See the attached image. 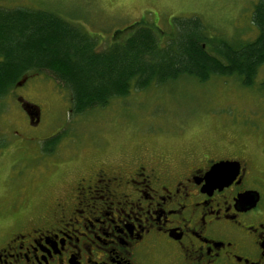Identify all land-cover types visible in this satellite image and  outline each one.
Instances as JSON below:
<instances>
[{
  "label": "rangeland",
  "instance_id": "obj_1",
  "mask_svg": "<svg viewBox=\"0 0 264 264\" xmlns=\"http://www.w3.org/2000/svg\"><path fill=\"white\" fill-rule=\"evenodd\" d=\"M257 2L0 0V10L53 13L95 38L100 48L124 40L139 25L151 26L165 40L173 33L174 20L193 18L200 20L208 38L242 44L258 34L251 21ZM19 97L39 108L36 127L18 105ZM202 145L219 154L244 147L264 179V65L250 87L230 76L207 82L181 77L131 90L80 116L71 114L68 92L49 73H30L0 99V237L62 190L74 175L66 174L68 168L79 170L99 158L120 161L140 152L178 159Z\"/></svg>",
  "mask_w": 264,
  "mask_h": 264
},
{
  "label": "flooded vegetation",
  "instance_id": "obj_2",
  "mask_svg": "<svg viewBox=\"0 0 264 264\" xmlns=\"http://www.w3.org/2000/svg\"><path fill=\"white\" fill-rule=\"evenodd\" d=\"M16 100L36 127L39 108ZM119 160L68 168L62 190L0 237V264H264V179L244 147ZM222 162L228 179H209Z\"/></svg>",
  "mask_w": 264,
  "mask_h": 264
},
{
  "label": "trees",
  "instance_id": "obj_3",
  "mask_svg": "<svg viewBox=\"0 0 264 264\" xmlns=\"http://www.w3.org/2000/svg\"><path fill=\"white\" fill-rule=\"evenodd\" d=\"M251 21L258 34L242 44L208 38L193 18L174 20L165 40L151 26L139 25L124 40L100 48L95 38L53 13L0 10V99L28 74L41 72L68 92L76 116L131 90L181 77L207 82L230 76L250 87L264 65V0L254 6Z\"/></svg>",
  "mask_w": 264,
  "mask_h": 264
},
{
  "label": "water",
  "instance_id": "obj_4",
  "mask_svg": "<svg viewBox=\"0 0 264 264\" xmlns=\"http://www.w3.org/2000/svg\"><path fill=\"white\" fill-rule=\"evenodd\" d=\"M19 86L21 84H18ZM33 121V119H31ZM39 121V117H36L35 124H37ZM232 163L228 162H222L219 164H216L212 167L208 178L209 179H220V180H227L228 179V172L231 171Z\"/></svg>",
  "mask_w": 264,
  "mask_h": 264
}]
</instances>
